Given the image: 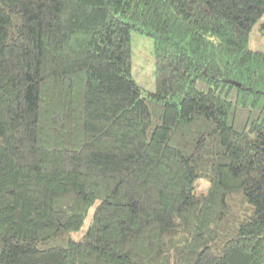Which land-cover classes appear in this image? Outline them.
I'll return each mask as SVG.
<instances>
[{
    "label": "trees",
    "instance_id": "obj_1",
    "mask_svg": "<svg viewBox=\"0 0 264 264\" xmlns=\"http://www.w3.org/2000/svg\"><path fill=\"white\" fill-rule=\"evenodd\" d=\"M263 17L264 0H0V264H264Z\"/></svg>",
    "mask_w": 264,
    "mask_h": 264
},
{
    "label": "rangeland",
    "instance_id": "obj_2",
    "mask_svg": "<svg viewBox=\"0 0 264 264\" xmlns=\"http://www.w3.org/2000/svg\"><path fill=\"white\" fill-rule=\"evenodd\" d=\"M262 21L255 26L251 34V48L264 51V38L259 33V26ZM133 43V75L137 82L146 92L156 90V62L154 55V40L134 32L132 34ZM147 94V93H146ZM93 219V210L87 218L83 229L79 232H73L72 237L76 240H82L84 234L91 225Z\"/></svg>",
    "mask_w": 264,
    "mask_h": 264
}]
</instances>
